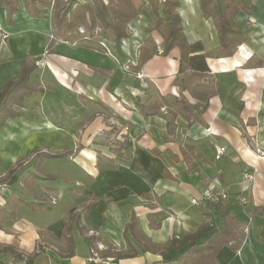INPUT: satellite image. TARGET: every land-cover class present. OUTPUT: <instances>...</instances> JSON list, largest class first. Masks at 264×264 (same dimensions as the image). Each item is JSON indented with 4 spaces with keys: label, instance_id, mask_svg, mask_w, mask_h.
<instances>
[{
    "label": "crops",
    "instance_id": "1",
    "mask_svg": "<svg viewBox=\"0 0 264 264\" xmlns=\"http://www.w3.org/2000/svg\"><path fill=\"white\" fill-rule=\"evenodd\" d=\"M42 1L40 16L25 0L11 18L0 6V90L24 62L44 54L46 61L30 77L39 91L0 130V182L9 183L0 195V264H89L94 251L114 264H177L185 250L142 251L141 241L197 232L205 216L193 201L210 183L229 189L220 206L236 233L218 264H264V155L257 154L264 152V0L236 15L246 41L230 57L201 0H178L188 42H201L208 56L203 79L191 72L178 79L179 48L158 54L162 37L149 3L131 0L140 10L128 37L115 40L100 25L59 27L57 0ZM159 13L165 17L163 6ZM203 81L220 90L205 110L183 113L181 104L166 103L196 104L192 90ZM46 153L66 155L42 160ZM247 167L255 171L247 192L252 224L235 198ZM134 219L133 241L126 229ZM127 238L134 255L125 254Z\"/></svg>",
    "mask_w": 264,
    "mask_h": 264
},
{
    "label": "trees",
    "instance_id": "2",
    "mask_svg": "<svg viewBox=\"0 0 264 264\" xmlns=\"http://www.w3.org/2000/svg\"><path fill=\"white\" fill-rule=\"evenodd\" d=\"M31 8L33 15H41V6L45 4L42 0H25ZM70 1V0H69ZM73 1V0H71ZM121 3L116 5L106 4L103 0L77 1V5L64 6L57 16V25L65 26L70 30H77L81 25L94 29L100 25L104 31H110L115 40H121L128 37V24L136 16L140 7H136L131 0H119ZM152 6L155 15L154 31L161 35L162 43L156 45L157 51L162 47L163 54L168 55L174 48L181 50L178 79L180 76L191 72L194 76L203 79L210 68L207 62V54L204 53L201 42L189 43L181 24V18L177 9L178 0H142ZM19 0H0V6L8 8L9 17L19 10ZM75 2V1H74ZM202 9L206 18L214 21L218 37L220 40V49L227 56H233L235 49L246 41V34L235 22L236 15L243 11L251 13L253 9V0H201ZM165 10V17L159 13L160 7ZM144 48L141 49V58ZM144 59V57H143ZM36 70L33 62H24L20 75L17 79H9L5 87L0 90V130L9 119H15L21 114L15 110V107H22L24 100L39 91L31 85L30 77ZM177 79V80H178ZM218 86L213 81H203L196 85L192 90V96L196 104H191L187 100L178 101L175 97H169L166 103L169 106L182 105L183 113L189 111L191 114L196 111H203L208 105V101L219 93ZM174 101L173 104L170 101ZM161 104L154 105L159 108ZM154 109V108H153ZM187 118H190L187 117ZM246 139L248 135L243 131ZM66 153L44 154L43 159H59ZM8 176L11 181L17 180V176L12 171ZM22 199V198H21ZM23 200V199H22ZM205 220L199 230L195 233H187L180 237H175L164 244H155L143 240L142 251L170 253L173 250L183 251L185 253L177 260V264H218V253L222 250L225 240L234 238L235 231L227 221L229 210L222 208L220 204H208L202 209ZM6 213V211H4ZM218 216L221 222L219 223ZM3 221L0 220V227ZM139 234V227L136 220H132L127 226L126 234ZM264 241V230L262 231ZM129 247L125 254H135L130 240ZM126 255V256H127ZM125 256V255H120ZM171 259H165L169 262Z\"/></svg>",
    "mask_w": 264,
    "mask_h": 264
},
{
    "label": "built area",
    "instance_id": "3",
    "mask_svg": "<svg viewBox=\"0 0 264 264\" xmlns=\"http://www.w3.org/2000/svg\"><path fill=\"white\" fill-rule=\"evenodd\" d=\"M158 54L162 55L163 54V49L162 47L158 48ZM36 66L37 67H44L46 64L45 61V54L42 55V57L36 61ZM225 148H223L221 151L225 152ZM257 154L263 156L264 152L261 150L257 151ZM221 156H217L219 159ZM255 178V171L252 170L250 167H247L243 174V178L241 182H239V188L240 192L235 195L237 205L245 212V214L248 217V224L253 223V217L247 211L249 207L252 205V199L251 197L247 194V192L250 190V185L254 182ZM9 190V183L8 182H0V195L4 194ZM231 193L228 188H225L221 185H215L214 183H210L208 186V189L205 191V193L197 200H194L193 203L195 205H198L201 209H205L208 204H222L226 202ZM247 231V229H246ZM89 264H114L113 259L110 258H103L99 256V253L94 251L92 253V256L89 258Z\"/></svg>",
    "mask_w": 264,
    "mask_h": 264
},
{
    "label": "rangeland",
    "instance_id": "4",
    "mask_svg": "<svg viewBox=\"0 0 264 264\" xmlns=\"http://www.w3.org/2000/svg\"><path fill=\"white\" fill-rule=\"evenodd\" d=\"M83 1H86V2H90L91 0H83ZM106 4H110V2H111V4L110 5H116V4H119V3H121L119 0H103ZM125 1V0H124ZM127 1H129V0H127ZM64 6H66V3L64 2V0H57V5H56V14H55V16H56V20H57V16H58V14H60V12H61V10L64 8ZM9 144V143H8ZM5 151L3 152V155H5ZM3 159H5L4 157H3ZM4 164H6V162L3 160L2 161V165H4ZM50 165V166H49ZM50 167H54V168H56L57 167V165L56 164H53V163H51V164H49V163H47V166H46V168L47 169H49ZM5 182H8V181H5ZM63 186V184L61 183V184H59V187H62Z\"/></svg>",
    "mask_w": 264,
    "mask_h": 264
}]
</instances>
